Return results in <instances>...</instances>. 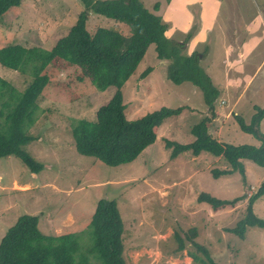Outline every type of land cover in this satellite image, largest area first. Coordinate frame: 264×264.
<instances>
[{
	"label": "rangeland",
	"instance_id": "1",
	"mask_svg": "<svg viewBox=\"0 0 264 264\" xmlns=\"http://www.w3.org/2000/svg\"><path fill=\"white\" fill-rule=\"evenodd\" d=\"M140 1L152 13H162L163 22L169 25L166 38L181 43L185 55L198 52L200 68L219 90L215 115L207 110L200 88L168 79L170 62L159 59L156 46L151 45L123 89L125 115L138 120L162 108L182 110L157 129L158 139L137 160L107 166L76 151L73 128L80 119L94 121L116 89L99 91L89 70L55 60L47 72L51 84L38 102L39 119L33 126H25L33 140L21 147L42 165L41 172L32 174L14 156L0 159V242L20 217L29 215L38 217L43 235L77 234L88 250L90 223L98 203L116 200L125 227L126 264H197L189 255L203 256L187 234L204 245L219 264H264V229L248 228L245 239L229 232L246 217L250 197L264 184V168L243 161L245 177L234 173L215 179L213 170L228 169L224 159L208 153L198 157L186 153L173 159L166 147L167 140L193 143L191 129L204 119L211 121L210 132L222 143L261 146L234 118L238 115L251 125L254 116L264 110V0H216L223 13L206 36L201 23L172 13L182 7L171 4L173 0ZM156 4L161 11L154 10ZM83 10L80 0H24L20 8L0 18V54L15 45L51 50ZM249 23L253 29L246 31L244 25ZM101 27L125 36L133 33L129 22L90 15L88 30L94 33ZM0 78L20 92L32 82L1 63ZM3 121L0 117V123ZM260 130L264 134V120ZM203 193L240 202L214 210L199 203ZM253 208L264 219V196ZM91 263L100 264L93 259Z\"/></svg>",
	"mask_w": 264,
	"mask_h": 264
},
{
	"label": "trees",
	"instance_id": "2",
	"mask_svg": "<svg viewBox=\"0 0 264 264\" xmlns=\"http://www.w3.org/2000/svg\"><path fill=\"white\" fill-rule=\"evenodd\" d=\"M23 1L0 0V18L12 9L20 8ZM80 1L84 6L83 12L75 25L51 50L15 45L4 48L0 54L3 66L32 79L26 90L20 92L0 78V117L4 118L3 124L0 123V159L17 157L35 175L41 172L42 165L21 147L33 140L25 132V126H33L39 119L38 102L51 84L47 72L55 60L89 70L92 82L99 91L116 89L112 99L98 109L94 121L80 119L73 128L76 151L107 166L118 167L137 160L146 148L156 142L157 129L182 110L162 108L138 120H129L125 115L123 89L136 74L151 45L156 46L159 59L170 62L168 79L177 85L190 82L200 88L207 110L215 115L214 103L219 90L213 87L211 77L200 68L198 53L187 56L181 43L166 38L169 25L163 22L160 15L149 11L140 0ZM154 10L159 11L160 4H156ZM93 14L129 22L133 26V33L125 36L120 31L105 27L91 33L88 30V20ZM149 71L150 69L147 73ZM234 119L244 133L261 142L260 147L222 143L210 132L208 123L211 121L204 119L191 129L195 137L193 143L166 141L167 149L171 150V158L186 153L193 157L208 153L222 158L228 169L213 170L215 179L234 173L245 177L243 161H250L264 168V134L260 130L264 110L254 116L251 125L246 124L238 115ZM263 196L264 184L250 197L246 217L236 229L229 232L245 239L248 228L264 229V219L259 218L253 208L255 202ZM238 202L239 199L223 201L207 193L199 197V203H206L214 210L234 207ZM90 229L92 242L87 250L80 235L48 237L41 233L38 217H20L0 242V264H92V259L100 264H126L125 227L116 200H101L98 203ZM186 238L203 256L197 253L189 255L194 262L219 264L209 250L195 241L192 235L187 234Z\"/></svg>",
	"mask_w": 264,
	"mask_h": 264
},
{
	"label": "crops",
	"instance_id": "3",
	"mask_svg": "<svg viewBox=\"0 0 264 264\" xmlns=\"http://www.w3.org/2000/svg\"><path fill=\"white\" fill-rule=\"evenodd\" d=\"M175 3L177 6H182L181 9H184L186 11H182L181 9H179L172 13L174 15H182L192 22L196 20L197 23H201V29L204 32L203 33L204 36H206L207 34H209L214 30L216 23L219 22L220 20V13H223V7L221 6L222 4L216 0H182L180 1V3H177V1L173 0L171 4H175ZM233 28L235 31L237 30V27L235 26V22L233 24ZM244 28L246 31L249 28H251L252 30L253 26H251V23H249V24H245ZM237 75L240 76L241 74L239 73Z\"/></svg>",
	"mask_w": 264,
	"mask_h": 264
}]
</instances>
